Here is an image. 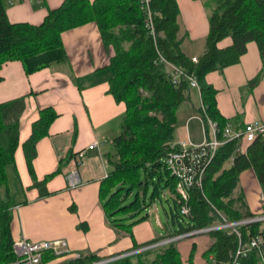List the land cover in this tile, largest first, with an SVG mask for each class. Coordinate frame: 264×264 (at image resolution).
I'll list each match as a JSON object with an SVG mask.
<instances>
[{"label":"trees","instance_id":"obj_1","mask_svg":"<svg viewBox=\"0 0 264 264\" xmlns=\"http://www.w3.org/2000/svg\"><path fill=\"white\" fill-rule=\"evenodd\" d=\"M215 4L208 19V34L203 53L193 62L182 52L178 37L179 6L176 0H150L154 34L145 28V14L140 0H63L49 9L39 24L9 21L4 3L0 0V69L8 61H19L26 75L67 60L62 42L64 31L94 23L102 44L110 54L107 67L111 70L107 92L117 103L125 104L120 132L112 140V169L101 180L100 198L109 223L134 241L132 228L148 219L146 193L153 185L149 202L161 199L168 191L172 198L170 220L177 228L168 237L174 238L195 229L207 228L220 221V213L232 222L254 217L242 199L232 196L240 175L252 169L257 182L264 186V138L247 146L244 154L235 153L236 141L222 143L208 163L202 181V190H189L190 213L180 212L176 194L177 180L170 175L165 163L167 154L175 150L177 111L189 96L190 86L185 76L193 75L197 81L202 107L219 129L228 123L216 106V90L206 81L211 72L236 65L250 42L258 44L264 60V0H213ZM231 38L230 46L220 48L219 42ZM160 56L165 61L160 60ZM179 68L184 75L173 82V71L166 64ZM2 76L0 75V81ZM254 81L253 83H255ZM252 83V84H253ZM22 95L0 102V264L16 259L11 232L12 199L6 167L15 166L14 153L19 143L20 116L25 108ZM202 119L205 115L199 110ZM58 116L53 107L39 109V118L31 125V133L22 143V150L33 186L39 197L48 194L47 181L58 174L60 167L38 180L32 161L36 156V143L48 134V128ZM206 123V122H205ZM205 132L209 129L204 126ZM218 129V130H219ZM208 136V135H207ZM217 139H222L221 134ZM233 157L232 164L225 163ZM156 198V199H155ZM262 223L239 226L240 237L226 230L210 231L213 242L203 254L213 257L210 264H229L233 261L239 240L245 243L260 234ZM164 238L137 244L125 253L149 247ZM159 247L141 250L100 264H183L174 242L160 251ZM157 250V251H156ZM264 253V243L261 246ZM154 256H151L155 252ZM251 249L238 257V264H263L258 253ZM189 263L193 264L195 246ZM151 256V257H150ZM58 257L52 251L42 254L39 264L52 262ZM106 256L79 255L55 264H96Z\"/></svg>","mask_w":264,"mask_h":264},{"label":"crops","instance_id":"obj_2","mask_svg":"<svg viewBox=\"0 0 264 264\" xmlns=\"http://www.w3.org/2000/svg\"><path fill=\"white\" fill-rule=\"evenodd\" d=\"M2 1L9 21L31 24L41 23L49 9L63 2ZM176 1L180 10L178 37L182 41V52L188 57L197 58L203 53L205 37L209 33L208 19L215 4L213 0ZM61 37L67 54L66 61L29 75L25 74L19 61H8L0 69V102L27 95L19 119L15 166L11 165L16 184L14 193L10 188L14 201L12 237L14 241L22 238L31 241L64 240L68 251L57 254L56 259L45 264L87 254L106 257L122 255L132 248L134 241L137 244L146 243L155 238L168 237L172 232L157 234L156 226L147 219L132 228V241L128 234L121 233L109 223L99 195L100 183L112 169L109 161L113 157L112 140L121 133L125 104L117 103L107 92L112 74L107 67L110 54L102 44L97 26L87 23L64 31ZM231 42V38H226L218 45L225 48ZM257 45L248 43L238 64L206 75L207 83L216 90L218 111L237 130L249 122H264V60ZM182 106L187 117L183 128H175L174 143L182 140L202 144L205 128L200 120L202 101L199 90L190 88ZM44 107H53L58 116L50 124L48 134L36 143V156L32 164L38 180L58 167L60 171L47 181L48 194L39 197V191L33 186L28 172L22 143L30 135L32 123L39 118V109ZM194 120L200 127L193 124ZM94 139H104L106 143L99 150H86L81 164L77 166L76 153ZM229 167L230 164L225 163L224 168ZM74 169L78 171L80 181L77 186L70 187L67 176ZM239 182L236 188L249 212L254 217L264 216V188L257 182L252 169L243 172ZM156 222L161 228L160 222ZM212 242L213 238L204 234L193 239L182 238L175 245L181 253L183 264H190L189 255L193 246L195 254L192 263L210 264L211 259L207 261L203 254Z\"/></svg>","mask_w":264,"mask_h":264},{"label":"built area","instance_id":"obj_3","mask_svg":"<svg viewBox=\"0 0 264 264\" xmlns=\"http://www.w3.org/2000/svg\"><path fill=\"white\" fill-rule=\"evenodd\" d=\"M140 9L145 14V28L150 32V34H154L153 27V19L152 12L150 10V0H140ZM160 60L165 61L163 57L160 56ZM193 62H197L196 58L192 57ZM173 71V82L176 83L182 75V71L174 67L168 63H166ZM186 80L189 83V86L194 89H200L198 87L197 81L193 75L185 76ZM202 113L205 115V119L200 118L203 128H205V124L208 126L207 133L204 130V139L203 143L196 145L189 141H178V143H174L171 145L172 149L169 154H167V158H165V163L167 168L170 171V175L173 176L177 180L176 186V194L179 198L178 203L180 204V212L181 214L187 216L189 215L190 207H189V190L194 187L198 190H202V181L205 174V169L209 162L215 157L214 155L217 152L218 147L224 142H231L233 140L236 141L235 153L244 154L246 152L247 146L256 141L257 138H264V122H254L247 123L242 129H235L231 126V124L227 123L225 125V129L217 128L216 124L212 122L209 117L206 116L205 110L201 107ZM206 122V123H205ZM219 129V130H218ZM221 134L222 139L218 140L217 135ZM208 135V136H207ZM106 143L104 139H94L92 140L85 148L81 149L76 153V164L79 166L84 158L86 150H99L101 146ZM233 157L229 159L228 164H232ZM68 185L70 187H75L79 184V176L78 171L76 169L69 172L68 176ZM220 221L216 225H210L207 228L203 229H195L189 233H182V235L169 238L170 241L175 242L182 240V238H189L198 235L208 234L210 231L217 230H226L228 233L235 234L240 237L239 226H247L251 223H262V228H260V234L249 238V240L245 243L240 242L236 249V253L234 254L233 261L229 264H238V257L245 256L247 252H250L251 249L259 250V256L264 264V253L261 250V246L264 243V216L260 217H250L243 219L241 221L237 220L236 222L229 221L226 217L220 213ZM163 242H156L155 244L141 248L139 250L133 251L140 252L141 250H146L150 248H154L156 245H160ZM13 251L16 255V259L8 264H39L41 261L42 254L46 251H52L55 254H61L63 252H67V246L64 240H40V241H31L25 238L17 239L13 242ZM127 256V255H126ZM124 257V256H123ZM211 261L214 262L213 257H210Z\"/></svg>","mask_w":264,"mask_h":264},{"label":"rangeland","instance_id":"obj_4","mask_svg":"<svg viewBox=\"0 0 264 264\" xmlns=\"http://www.w3.org/2000/svg\"><path fill=\"white\" fill-rule=\"evenodd\" d=\"M181 26H182V23H181ZM191 49H192V47L189 48L187 51L190 52ZM192 92H193L194 97H195V100H196L197 99L196 98V93H195L194 90ZM177 116L178 117H177V122H176L175 128L176 129L178 127L183 128L184 127V124H185L186 117H187V113L184 112L183 106L178 109ZM193 124L195 126L198 125V127H200L199 126V123L197 121H195V120L193 121ZM200 130L198 132V136H200ZM6 170H7V175H8V178H9L10 188H11L12 192L14 193V191H15V185L16 184H14V171H12L13 168H12L11 165H8L6 167ZM152 187H153V185H150V187H148L149 189L147 190V193H146V199H147L146 201L148 202L147 203L148 204V209H147L146 213H148V217H149L148 219L150 220L149 222L151 224H153L154 226H156L155 229L157 231V234H162V235L165 234V235H167L170 230L173 231V228L176 227V226H173L172 225V222L170 220V213H171L170 212V206L172 204V200H171L172 198L170 197V194H169L168 191L167 192L164 191L161 194V199H156L155 198L156 200H153V202L150 203L149 200H151L150 199V196H151V192H152ZM262 188H264V186ZM232 196H234L235 198L239 196V192H238V189L237 188L233 192ZM13 197H14V199H16L15 198V195H13ZM156 221H159L160 222V224L162 226L161 228H159V226H157V222ZM197 235L198 234H196V236ZM196 236L189 237V238L190 239H193ZM169 238H171V237H164V241H161L163 243L160 244V245H156V246H158L159 249L161 250L164 246L168 245V243L171 242L169 240ZM177 242L175 241L174 243L176 244ZM160 250H158V251H160ZM156 251L153 252L151 256H154L155 253H156ZM129 253H131V252L123 253L122 255L119 254V255H116L114 257H108L105 260H103L101 262H98L96 264H100V263H103V262H107V261H110V260H112L114 258L123 257V256L128 255Z\"/></svg>","mask_w":264,"mask_h":264}]
</instances>
